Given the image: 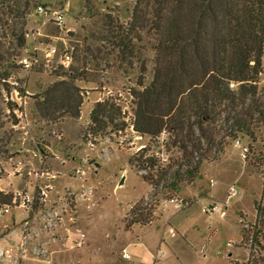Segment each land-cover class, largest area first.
Returning <instances> with one entry per match:
<instances>
[{
  "label": "rangeland",
  "instance_id": "1",
  "mask_svg": "<svg viewBox=\"0 0 264 264\" xmlns=\"http://www.w3.org/2000/svg\"><path fill=\"white\" fill-rule=\"evenodd\" d=\"M39 5L47 13L34 10L28 30L60 10L65 25L59 27L51 19L42 26L34 66L22 68L13 78L27 96L16 90L10 96L17 103L18 124L14 117L4 118L7 144L0 153V190L18 207L0 221V250L5 252L0 264H264L261 245L253 239L256 203L264 193L258 159L264 155V127L257 141L239 138L244 147L252 145L249 156L226 137L224 153L205 161L200 176L185 182L175 195L178 201L170 202L162 195V185L155 191L143 177L149 168L129 162L131 156L140 157L149 137L131 127L93 140L87 134L90 111L99 100L109 97L123 107L125 116H132L139 71L134 59L116 61V48L113 51L104 36L113 27L112 19L115 25L117 18L130 20L134 0H40ZM28 43L23 56L34 55L33 43ZM50 47L56 51L50 54ZM87 47L97 65H88L89 82L78 83L80 115L60 111L50 119L39 117L34 97L64 77V52L78 48V54L84 53ZM260 82L264 85V56ZM167 140L165 133L152 139L150 155L159 157L162 167L173 162L177 168L181 152L174 147L168 151ZM232 184L239 194L230 199L226 214L207 213L204 206L225 209ZM140 203L152 212L151 221L132 224L131 210ZM79 231L86 236L84 246L76 248Z\"/></svg>",
  "mask_w": 264,
  "mask_h": 264
},
{
  "label": "trees",
  "instance_id": "2",
  "mask_svg": "<svg viewBox=\"0 0 264 264\" xmlns=\"http://www.w3.org/2000/svg\"><path fill=\"white\" fill-rule=\"evenodd\" d=\"M39 4L40 0H0V153L7 144L4 118L14 117L13 123L18 124L17 103L10 96L15 90L27 96V90L16 86L13 78L23 68L19 61L29 44L28 17ZM112 26L104 39L113 51L116 48V61L130 63L131 58L133 63L134 59L138 87L132 92L135 100L129 118L109 97L94 104L87 132L90 140L130 127L149 137L140 157L131 156L129 162L149 168L143 177L154 190L162 185V195L169 200L185 182L200 176L205 161L224 153L226 137L257 141V132L264 127V85L260 82L264 0H134L130 20L124 23L117 18L115 25L112 19ZM78 51L73 50V62L64 77L34 97L39 117L50 119L60 111L80 115L78 83L90 81L87 68L97 58L89 55V47L84 53ZM164 133L168 134L164 147L181 152L177 168L173 162L162 167L159 157L150 155L152 139ZM262 143L264 147V134ZM251 153L252 145L246 156ZM258 159L264 175V155ZM11 201L0 190V203ZM140 205L131 210L132 224L151 221L152 212ZM256 209L253 239L264 253V193ZM241 235L243 240L244 228Z\"/></svg>",
  "mask_w": 264,
  "mask_h": 264
},
{
  "label": "built area",
  "instance_id": "3",
  "mask_svg": "<svg viewBox=\"0 0 264 264\" xmlns=\"http://www.w3.org/2000/svg\"><path fill=\"white\" fill-rule=\"evenodd\" d=\"M37 10L41 13H47L46 10L44 9V7L42 5H38L37 7ZM51 19L57 24V26L59 27H63L65 25V14L62 10L60 11H54L52 13V15L50 16V18L48 20H45L44 23L34 29V30H27L26 32V37L28 40H31L32 43H33V46H34V55L33 56H23L21 59H20V64L22 65V67L26 70H31L32 67L34 66V62H35V57H36V50H37V47H36V44H37V35L41 33V28L43 25H45L48 21H51ZM56 49L53 48V47H50L49 48V53L51 54L52 52H55ZM73 62V55H72V51H65L63 56H62V60H61V63L63 65V67H65L66 69H68L71 64ZM235 145L236 146H241L242 147V153L244 156H246L247 152H248V147H244L242 145V142L240 139H237L235 140ZM163 161H166L167 158H163L162 159ZM76 173H83L82 170H78ZM213 185L216 184L215 181L212 182ZM71 194V193H70ZM239 194V189L237 187L236 184H232L230 187H229V190H228V195H227V199L223 202V204H225V209H221V207L219 206V204H213V205H209V206H204V209L207 213H215V212H221V215L224 216L226 214V209L228 207V204L230 202V199L234 196H237ZM178 199L176 197L170 199V202H177ZM166 202V201H165ZM14 207H18L17 204L15 202H11V203H4V204H1L0 203V221L2 220V218L4 216H6L7 214H10L12 209ZM85 233L84 232H81L79 231V238L77 239L76 243H75V247L76 248H81L84 246V239H85ZM24 238H25V241L27 240L28 238V235L24 234ZM126 250V249H125ZM5 255V252L4 250H0V256H4ZM129 254L127 252L124 253V257H128Z\"/></svg>",
  "mask_w": 264,
  "mask_h": 264
},
{
  "label": "water",
  "instance_id": "4",
  "mask_svg": "<svg viewBox=\"0 0 264 264\" xmlns=\"http://www.w3.org/2000/svg\"><path fill=\"white\" fill-rule=\"evenodd\" d=\"M124 180L121 181V184H123Z\"/></svg>",
  "mask_w": 264,
  "mask_h": 264
},
{
  "label": "crops",
  "instance_id": "5",
  "mask_svg": "<svg viewBox=\"0 0 264 264\" xmlns=\"http://www.w3.org/2000/svg\"><path fill=\"white\" fill-rule=\"evenodd\" d=\"M123 249H126L125 247ZM124 257V256H123Z\"/></svg>",
  "mask_w": 264,
  "mask_h": 264
}]
</instances>
